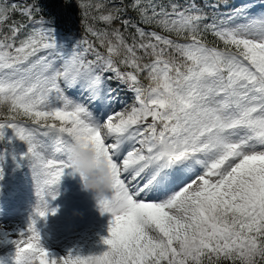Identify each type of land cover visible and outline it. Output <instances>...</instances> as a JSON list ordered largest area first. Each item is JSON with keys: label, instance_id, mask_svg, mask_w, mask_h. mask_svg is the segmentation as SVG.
Segmentation results:
<instances>
[{"label": "snow or ice", "instance_id": "6c2138e0", "mask_svg": "<svg viewBox=\"0 0 264 264\" xmlns=\"http://www.w3.org/2000/svg\"><path fill=\"white\" fill-rule=\"evenodd\" d=\"M77 3L71 51L38 0L22 38L0 4V180L26 164L37 197L26 228L0 224L12 264H264V0ZM74 140L112 172L109 247L57 256L36 225L75 175Z\"/></svg>", "mask_w": 264, "mask_h": 264}, {"label": "rangeland", "instance_id": "374dc122", "mask_svg": "<svg viewBox=\"0 0 264 264\" xmlns=\"http://www.w3.org/2000/svg\"><path fill=\"white\" fill-rule=\"evenodd\" d=\"M0 4L7 5L2 0ZM30 30L31 28H28L24 31L21 38ZM13 144L18 152L26 151L23 141L16 139ZM21 167L24 171L23 179L21 184L16 186L11 214L4 221L0 220V224L12 230L27 227L35 215L37 204L31 170L26 164ZM71 173V169L65 170V175L55 188L58 195L54 200L48 198L50 207L57 208L58 211L55 214L49 212L46 218H38L36 227L41 235V243L50 253L57 256L66 255L69 251L100 254L109 247L103 243V238L110 235L108 229L113 216L110 212L101 211L94 194L83 189L79 174ZM5 187L6 182L0 180V194H5ZM12 253L13 245L0 246V258L7 264H12Z\"/></svg>", "mask_w": 264, "mask_h": 264}, {"label": "trees", "instance_id": "16d2710c", "mask_svg": "<svg viewBox=\"0 0 264 264\" xmlns=\"http://www.w3.org/2000/svg\"><path fill=\"white\" fill-rule=\"evenodd\" d=\"M7 5H17V9L10 13L11 19L9 24L13 22H21L26 25V20L29 17L21 15V9L30 3H35L36 0H2ZM114 4H120L121 0H111ZM185 2V0H181ZM198 3L203 4L204 0H197ZM39 7L42 10V15L50 23L52 29L60 36H75L76 41L85 35L84 28L81 22V12L77 0H38ZM129 15H133L129 13ZM38 18V17H37ZM4 33L9 31L7 25L4 27ZM211 39V37H209ZM71 51L70 48H66ZM113 87H117L115 81L112 82ZM124 87L123 85H120ZM131 93L122 95L123 100L131 101ZM11 163V162H10ZM13 187V185H11ZM10 188V187H9Z\"/></svg>", "mask_w": 264, "mask_h": 264}, {"label": "clouds", "instance_id": "9594fccd", "mask_svg": "<svg viewBox=\"0 0 264 264\" xmlns=\"http://www.w3.org/2000/svg\"><path fill=\"white\" fill-rule=\"evenodd\" d=\"M69 155L75 174L82 178L83 189L92 192L97 200L106 197L113 185L112 172L107 162H98L92 146H86L84 141L79 140L69 145Z\"/></svg>", "mask_w": 264, "mask_h": 264}]
</instances>
